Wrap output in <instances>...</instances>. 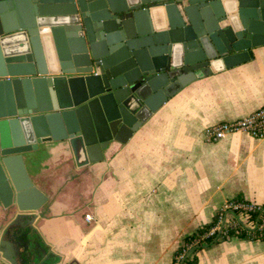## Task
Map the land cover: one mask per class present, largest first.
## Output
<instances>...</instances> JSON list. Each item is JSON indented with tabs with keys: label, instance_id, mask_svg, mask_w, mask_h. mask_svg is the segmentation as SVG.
I'll return each instance as SVG.
<instances>
[{
	"label": "water",
	"instance_id": "obj_1",
	"mask_svg": "<svg viewBox=\"0 0 264 264\" xmlns=\"http://www.w3.org/2000/svg\"><path fill=\"white\" fill-rule=\"evenodd\" d=\"M261 45L264 0H0V264H50L29 152L69 140L77 166L101 161L184 86Z\"/></svg>",
	"mask_w": 264,
	"mask_h": 264
},
{
	"label": "crops",
	"instance_id": "obj_2",
	"mask_svg": "<svg viewBox=\"0 0 264 264\" xmlns=\"http://www.w3.org/2000/svg\"><path fill=\"white\" fill-rule=\"evenodd\" d=\"M259 108L264 45L249 61L184 86L126 143L113 140L101 161L77 166L69 140L29 152L28 173L48 196L34 221L48 262L172 264L184 238L227 200L241 195L264 204V135H204ZM9 219L0 204V236ZM196 264H264V236L206 245Z\"/></svg>",
	"mask_w": 264,
	"mask_h": 264
},
{
	"label": "built area",
	"instance_id": "obj_3",
	"mask_svg": "<svg viewBox=\"0 0 264 264\" xmlns=\"http://www.w3.org/2000/svg\"><path fill=\"white\" fill-rule=\"evenodd\" d=\"M235 131H247L255 137L264 135V108H259L251 114L234 120L223 121L207 127L205 138L216 141L225 138ZM90 220V215H87ZM231 231L245 232L251 239L264 236V204L246 198H232L226 201L217 212V220L209 230L199 235L198 239L190 244H184L175 253L172 264H184L188 257L194 255L198 240L210 236L216 238L229 237Z\"/></svg>",
	"mask_w": 264,
	"mask_h": 264
},
{
	"label": "trees",
	"instance_id": "obj_4",
	"mask_svg": "<svg viewBox=\"0 0 264 264\" xmlns=\"http://www.w3.org/2000/svg\"><path fill=\"white\" fill-rule=\"evenodd\" d=\"M234 198H238V199H243L244 197L241 196V195H238ZM217 220V213L214 217V219L209 222V223H206L204 225H202L201 227H199L194 233H192L191 235H188L184 238V241L183 243L184 244H190L192 243L193 241H195L196 239H198L199 235H202L204 232H206L207 230L210 229V227L216 222ZM240 237V238H250L245 232H241V233H236L235 231H231L230 234H229V237ZM229 237H224V238H216V236H210V237H207L203 240H198L196 246H195V249H194V255L191 256V257H188L186 260H185V263L184 264H196L197 262V253L198 251L206 246V245H210L214 242H217V241H220V240H223V239H227ZM260 238L259 237H255V239H258Z\"/></svg>",
	"mask_w": 264,
	"mask_h": 264
},
{
	"label": "rangeland",
	"instance_id": "obj_5",
	"mask_svg": "<svg viewBox=\"0 0 264 264\" xmlns=\"http://www.w3.org/2000/svg\"><path fill=\"white\" fill-rule=\"evenodd\" d=\"M228 201V200H227Z\"/></svg>",
	"mask_w": 264,
	"mask_h": 264
}]
</instances>
